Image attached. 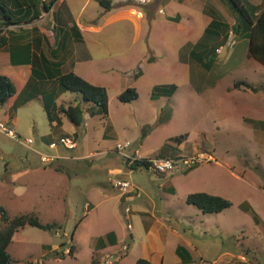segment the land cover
Here are the masks:
<instances>
[{"label":"rangeland","instance_id":"rangeland-1","mask_svg":"<svg viewBox=\"0 0 264 264\" xmlns=\"http://www.w3.org/2000/svg\"><path fill=\"white\" fill-rule=\"evenodd\" d=\"M67 1L65 6L74 12L85 0ZM137 1L132 7L146 13L140 39L133 41L129 27L117 23L95 36L101 46H91L94 55L108 49L110 57L144 58L143 74L135 82L131 79L136 68L126 71L121 81L107 82L106 116L98 107L86 108L88 116L81 127L59 116L63 125L54 128L38 99L14 111L0 107V121L8 123L22 142L32 141L23 145L0 134V206L9 218L27 213L41 224L60 226L43 230L27 225L18 231L7 249L10 264H104L105 253L91 257V249L109 231L130 244V248L118 247L129 248L121 264H134L143 254L137 238L143 230L140 212L150 213L156 204L157 215L166 214L163 196L171 193V179L178 204L198 192L232 203L221 214L204 217L194 206L182 205L188 217L169 219L171 227L197 246L202 264H214L225 252L240 253L248 264H264V127L260 126L264 124V65L250 57L247 38L232 31L237 15L224 2L222 19L227 28L215 34L205 31L207 15L192 12L190 24L177 25L166 18L171 8L163 5L165 0ZM216 1L221 4L206 0V10ZM246 1L264 7V0ZM99 7L92 1L86 14ZM227 41L234 46L228 48ZM237 82L257 91L235 87ZM171 84L176 89L169 100L151 95L156 87ZM127 87H134L138 98L121 103L118 96ZM78 96L63 91L51 99L60 105ZM169 110L171 118L166 120ZM61 134L72 137L77 147L49 149V142H57ZM127 140L132 144L127 152L136 149L144 157L202 154L204 159L191 170L180 164L171 175L142 168L130 171L115 151L117 143ZM180 142H187L185 148ZM42 155L59 158L44 164ZM116 179L139 188L138 196H132L139 199L124 206L111 185ZM90 203L98 205L97 211L90 212ZM130 232L132 242L127 237ZM71 246L72 255H66Z\"/></svg>","mask_w":264,"mask_h":264},{"label":"crops","instance_id":"crops-1","mask_svg":"<svg viewBox=\"0 0 264 264\" xmlns=\"http://www.w3.org/2000/svg\"><path fill=\"white\" fill-rule=\"evenodd\" d=\"M42 1L45 0H0L12 12L13 21L15 22V25L8 29L7 44L0 48V75L8 77L16 89L15 95L3 107L9 111H14L38 99L45 109L48 120V113L49 111L52 112L49 122L51 127L57 128L63 125V120L59 116L64 115L55 114L56 108L60 105L77 102L80 100V96L75 98L73 102L57 105L51 97L56 92L63 91L57 78H51L48 75H52L59 66V71L62 74L73 72L91 84L106 88L108 81H121L126 76V71L130 72V68H136L137 72L131 79V82H135L143 74L140 62L144 58L128 54L110 57L108 49L104 50V54L94 55L91 46L93 43L101 46L103 43L99 37L95 36L100 35L106 28L117 23L127 25L131 31L132 40L137 41L141 37V25L146 19V13L144 14L143 11L132 7L134 4H138L137 0H105L110 2L109 9L100 5L101 0H95L100 7L96 9L95 13L92 9L88 14H86V10L94 0L83 1L78 10L74 11L75 14L65 6L67 0H58L48 12L41 9L40 2ZM146 1L151 3V0ZM158 1L156 0V3ZM219 1L221 4H218V1H216L217 3L211 2L213 6L208 10H206V0H165L163 5L171 8L166 18L177 25L190 24L191 13L197 12L204 17H206L205 15L209 16L206 17L209 19L208 26L210 24L216 25L215 31L222 34L224 31L222 27L227 25L222 19L225 13L222 2L228 4L224 0ZM33 4L36 5L35 8L31 7ZM251 4L256 5L254 2H251ZM154 9H156V6ZM94 14H96L95 18ZM35 15L36 19L31 21V18ZM96 51L101 52L102 50ZM119 73L120 75L115 76ZM161 98H165L166 101L169 100L167 97ZM81 105L84 109L85 121L88 116L86 108H94L91 104L84 102H81ZM62 136L66 135L61 134L60 137ZM187 142L180 143L179 146L185 148ZM137 151L141 155L140 151ZM178 151L181 152V149L179 148ZM113 171L120 175L123 174L120 169H113ZM171 180L168 188L171 193H164L163 196V208L166 209V214L158 216L155 211L156 204H152L150 213L140 212L143 230L137 232V238L143 254L137 259H146L154 264H182L176 253L178 243L182 241L195 253L191 263L187 264H202L203 258L197 246L188 239L183 238L178 229L170 226V218L174 216L178 219L183 216L182 205L186 208H193V206L186 203L188 195L185 198V204H178L177 194L174 193L175 190ZM133 188L135 193H140L139 188ZM132 196L126 197L118 194V199L125 206L127 203L139 199ZM131 198L133 200H130ZM97 207L98 205H92L91 203L88 205L89 210L91 209L90 212L97 211ZM222 212L201 213V215L204 217L205 215H218ZM252 213L255 214L253 211ZM184 215L188 217L186 214ZM108 234L109 242H112L113 245H110L105 237ZM127 237L130 239L129 241H134V234L131 232ZM100 238L103 241L101 244L99 242H97V245L96 243L93 244L91 257L95 255L102 256L104 253L105 255L115 253L118 251L120 244H127L130 248L129 242L120 241L114 231H109ZM127 254L128 252L118 264H121ZM137 259H135L134 264ZM214 264H248V259L240 253L225 252L219 255Z\"/></svg>","mask_w":264,"mask_h":264},{"label":"trees","instance_id":"trees-1","mask_svg":"<svg viewBox=\"0 0 264 264\" xmlns=\"http://www.w3.org/2000/svg\"><path fill=\"white\" fill-rule=\"evenodd\" d=\"M58 0H45L40 2L41 9L48 12L53 5ZM229 8L232 12L237 15L238 22L233 27L232 31L235 34L241 33L247 38L248 41V53L252 59L264 65V7L259 8L256 5L249 3L246 0H226ZM100 5L106 9H109L110 2L101 0ZM32 8H35L36 5H32ZM36 19V15L31 18V21ZM12 25H15L13 21L12 12L6 7V5L0 3V48L4 47L8 42V29ZM222 28L226 29L227 25H224ZM216 25H209L205 31L211 33H217L215 31ZM51 78H57L59 86L62 91L68 93L79 94L80 100L73 102L65 106H59L56 108V112L61 115L66 116L75 127H81L84 124V109L81 105V102L91 104L93 107H98L104 116L108 113V93L105 87L91 84L90 82L84 80L80 76L76 75L73 72L62 74L59 71V66L57 70L52 74L48 75ZM243 85L245 88L256 92L257 88L246 83V82H237L235 87ZM161 89L155 88L156 91L152 92V96L156 95L158 97H172L176 87L175 85H168L167 87H158ZM154 89V90H155ZM16 93V89L12 81L4 76L0 75V107H3L7 101L13 97ZM138 98L136 89L134 87L126 88L122 93L119 94L118 100L121 103H131ZM52 112L49 111L48 118L51 120ZM171 118V111H167L165 119L169 120ZM261 127H264V124H260ZM182 140L186 139V136L181 137ZM180 138V139H181ZM179 140V139H178ZM181 143V142H180ZM179 143V144H180ZM162 152V151H160ZM156 155L159 158H166V156ZM172 159H179V157H171ZM145 162L138 161L135 162L132 166V171L137 169H145ZM195 167L192 166L190 170ZM186 203L194 206L196 209L201 211L203 214H213L220 213L232 206V203L229 200H226L220 196L210 195L203 192L189 194L186 198ZM256 215L253 213V218ZM30 225L38 229L50 230L54 228H59L60 226L53 224H41L33 214H17L12 218H9L6 214L5 209L0 206V264H10L11 259L7 251L8 246L12 243L14 235L20 231L25 226ZM109 242V234L105 236ZM103 241L102 238L98 239V242L101 244ZM110 245H113L112 242H109ZM73 246H71L66 255H72ZM176 253L180 257L182 264L191 263L195 253L182 241L178 243L176 248ZM64 253L60 256L64 257ZM199 259V257H198ZM135 264H154L146 259L139 258L136 260Z\"/></svg>","mask_w":264,"mask_h":264},{"label":"built area","instance_id":"built-area-1","mask_svg":"<svg viewBox=\"0 0 264 264\" xmlns=\"http://www.w3.org/2000/svg\"><path fill=\"white\" fill-rule=\"evenodd\" d=\"M144 1V0H143ZM230 40V39H229ZM228 48H232L234 46L233 41H227ZM218 51V50H217ZM0 134L5 135L6 137L12 139L15 142L23 145H30L32 143L31 140L22 142L19 137L15 134L14 130L8 126V123H4L0 121ZM61 146L66 150H74L77 147L76 141L72 137L62 136L60 137L57 142H51L48 144L49 149L55 150L57 147ZM131 142L125 141L124 143H117L115 145V151L122 157L125 166L132 171V166L135 162L142 161L145 162V169L155 173V174H171L175 170L179 168L180 164H183L187 169L191 168L192 166L198 164L202 161L204 156L202 154L192 155L191 157H179V159H172L169 157L166 158H159V157H143L141 156L137 150L132 152H127L131 148ZM59 156H41V161L44 164L52 163L55 161ZM211 159V157H208ZM113 189H115L121 196H129L134 195L138 196V192H134L133 186L128 183L124 179H116L111 182ZM134 193V194H133ZM130 210L129 208H125V212L128 213ZM130 227V226H129ZM128 250L127 246H123L121 250L113 254L106 255L104 264H115L119 262L123 256L125 255L126 251Z\"/></svg>","mask_w":264,"mask_h":264}]
</instances>
